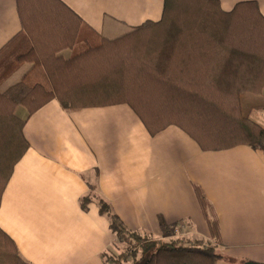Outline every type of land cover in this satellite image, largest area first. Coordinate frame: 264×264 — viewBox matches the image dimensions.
Returning a JSON list of instances; mask_svg holds the SVG:
<instances>
[{"label": "crops", "instance_id": "crops-1", "mask_svg": "<svg viewBox=\"0 0 264 264\" xmlns=\"http://www.w3.org/2000/svg\"><path fill=\"white\" fill-rule=\"evenodd\" d=\"M60 1L68 9L54 16L81 20L75 45L61 52L66 57L85 49L86 42L161 21L165 6V0ZM211 1L224 12L255 1L264 15V0ZM188 46L201 44L189 41ZM29 47L17 0H0V64L9 59L14 66L1 91L31 70L32 63L16 60ZM24 133L30 149L4 192L0 227L29 264H105L119 239L100 212L102 199L132 231L164 239L168 226L212 240L195 186L203 189L218 220V250L237 260L216 264H264L260 149L239 145L204 151L178 126L152 135L127 104L67 111L52 100L29 118Z\"/></svg>", "mask_w": 264, "mask_h": 264}, {"label": "trees", "instance_id": "trees-1", "mask_svg": "<svg viewBox=\"0 0 264 264\" xmlns=\"http://www.w3.org/2000/svg\"><path fill=\"white\" fill-rule=\"evenodd\" d=\"M213 2L165 0L161 21L117 38L101 37L66 57L61 52L75 45L80 18L72 22L54 16L68 9L60 0H17L30 47L16 60L32 68L20 82L0 90V208L16 165L30 149L25 125L52 100L67 111L127 104L152 135L178 126L204 151L248 145L264 152V124L252 118L264 111V15L255 1L238 3L230 12ZM196 40L201 47L189 48V41ZM10 61L0 64V78ZM195 191L216 245L132 231L102 199L100 212L128 245L125 252L106 257L105 264L236 263L218 250V220L203 189L195 186ZM0 264H29L1 227Z\"/></svg>", "mask_w": 264, "mask_h": 264}, {"label": "rangeland", "instance_id": "rangeland-1", "mask_svg": "<svg viewBox=\"0 0 264 264\" xmlns=\"http://www.w3.org/2000/svg\"><path fill=\"white\" fill-rule=\"evenodd\" d=\"M98 41L99 40H93V41H91L90 44H88L86 42L84 48H87L90 45L96 44ZM13 68H14L13 65L8 66L7 71L5 72L4 76L2 78H0V89L1 90H4V88L6 87L7 82L9 81L8 79H10L9 77L14 73V71H13L14 69ZM18 113H19L20 116H23V117L26 115V111L24 110L23 107H20L18 109ZM252 118L255 119V120H260L264 124V111H262V112H258V111L254 112ZM165 232H166V236L164 237V240H167V241L181 239L183 241H186V243H188V244H192L195 241H199V243H201L202 246H205V247L206 246L216 245V242H215L214 239H212V240H209V239H206V238L197 239V238L191 237L190 235L185 233V230L180 229V228L179 229L172 228L169 231H165ZM127 247H128V245L125 242H123L121 240H118L117 246L112 248L109 251V253L107 254V257L117 256L120 253L125 252Z\"/></svg>", "mask_w": 264, "mask_h": 264}, {"label": "water", "instance_id": "water-1", "mask_svg": "<svg viewBox=\"0 0 264 264\" xmlns=\"http://www.w3.org/2000/svg\"><path fill=\"white\" fill-rule=\"evenodd\" d=\"M246 264H262V263H256V262H246Z\"/></svg>", "mask_w": 264, "mask_h": 264}]
</instances>
